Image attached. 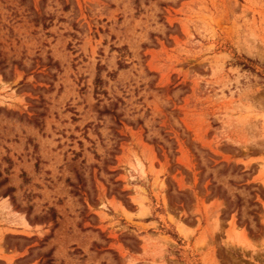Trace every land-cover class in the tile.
Listing matches in <instances>:
<instances>
[{
	"label": "rangeland",
	"instance_id": "rangeland-1",
	"mask_svg": "<svg viewBox=\"0 0 264 264\" xmlns=\"http://www.w3.org/2000/svg\"><path fill=\"white\" fill-rule=\"evenodd\" d=\"M0 264H264V0H0Z\"/></svg>",
	"mask_w": 264,
	"mask_h": 264
},
{
	"label": "trees",
	"instance_id": "trees-1",
	"mask_svg": "<svg viewBox=\"0 0 264 264\" xmlns=\"http://www.w3.org/2000/svg\"><path fill=\"white\" fill-rule=\"evenodd\" d=\"M244 67H246V66H244ZM246 69H248V68L246 67Z\"/></svg>",
	"mask_w": 264,
	"mask_h": 264
}]
</instances>
